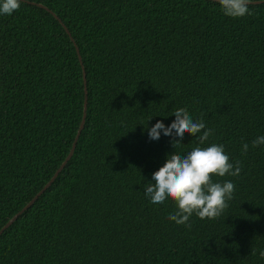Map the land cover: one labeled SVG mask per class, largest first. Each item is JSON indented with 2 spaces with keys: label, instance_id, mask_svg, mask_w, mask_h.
<instances>
[{
  "label": "trees",
  "instance_id": "1",
  "mask_svg": "<svg viewBox=\"0 0 264 264\" xmlns=\"http://www.w3.org/2000/svg\"><path fill=\"white\" fill-rule=\"evenodd\" d=\"M0 15V264H264V4L226 17L210 0H27ZM260 1V0H254ZM78 48L81 64L75 50ZM177 108L214 130L231 161L234 199L191 229L144 185L175 151ZM249 151L242 153V143ZM205 145V146H208ZM198 146L185 134L178 151ZM181 155H184L181 153ZM255 255H252V252Z\"/></svg>",
  "mask_w": 264,
  "mask_h": 264
},
{
  "label": "clouds",
  "instance_id": "2",
  "mask_svg": "<svg viewBox=\"0 0 264 264\" xmlns=\"http://www.w3.org/2000/svg\"><path fill=\"white\" fill-rule=\"evenodd\" d=\"M22 0H0V15H12L19 11ZM222 13L232 19L254 15L251 10L254 0H214ZM170 126L158 121L146 129L151 140L158 141L161 134L173 137L175 151L167 156L165 164L152 174V181L144 185L146 198L153 205H164L168 200L176 204V211L168 216L177 225L191 229L193 215L201 220L219 219L234 199L235 185L231 180L217 182L214 177H239L242 172L240 161L233 163L223 144L208 145L214 130L204 120H194L187 108H177ZM195 137L198 146L188 152L178 151L185 134ZM208 145V146H205ZM264 145V135L251 143L255 149ZM249 144L242 143V153L249 151ZM183 153L184 155H181ZM255 255V252H252ZM264 257V251L260 252Z\"/></svg>",
  "mask_w": 264,
  "mask_h": 264
},
{
  "label": "water",
  "instance_id": "3",
  "mask_svg": "<svg viewBox=\"0 0 264 264\" xmlns=\"http://www.w3.org/2000/svg\"><path fill=\"white\" fill-rule=\"evenodd\" d=\"M210 1H213L214 2V0H210ZM22 2L23 3H26V4H29V5H32V6H36V7L40 8V9H44L45 11H47L48 13H50L54 17V19H56L62 25L63 29L65 30V32L69 36L70 40L73 41L72 38H71V36H70V33L68 32V30L66 29V27L62 24V22L58 19V17L54 13H52L47 7H45L42 4L35 3V2H30V1H27V0H22ZM260 4H264V0L254 1V3H253V5H260ZM75 50H76V53H77V56H78V60H79V62L81 64V57L79 55L78 48L75 47ZM81 68H82V72H83V84H84L83 113H82V118H81V121H80L78 130L76 132V135L74 137L73 143L71 145V148H70L68 154L66 155V157L64 158V160L61 162V164L59 165V167L56 169V171L52 175V177L49 179V181L42 187V189H40L34 195V197L26 205H24V207H22V209L19 212H17L16 214H14L5 223V225L0 229V235L3 233V231H5L6 229H8L14 223V221L17 220V218L20 215H22L26 210H28L34 204V202L45 192V190L50 187V185L54 182V180L57 178V176L59 175V173L64 169L65 165L71 159V157H72V155L74 153L77 140H78L79 135H80V133H81L83 127H84L85 117H86V108H87L86 107L87 106V95H86L87 94V91H86L85 73H84L83 67H81Z\"/></svg>",
  "mask_w": 264,
  "mask_h": 264
}]
</instances>
